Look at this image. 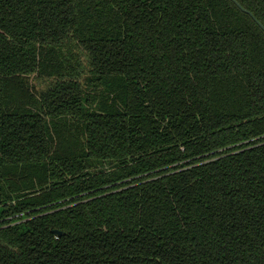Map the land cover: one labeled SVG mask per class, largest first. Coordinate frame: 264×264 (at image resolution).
Returning <instances> with one entry per match:
<instances>
[{"label":"trees","instance_id":"1","mask_svg":"<svg viewBox=\"0 0 264 264\" xmlns=\"http://www.w3.org/2000/svg\"><path fill=\"white\" fill-rule=\"evenodd\" d=\"M254 16L0 0V264H264Z\"/></svg>","mask_w":264,"mask_h":264},{"label":"water","instance_id":"2","mask_svg":"<svg viewBox=\"0 0 264 264\" xmlns=\"http://www.w3.org/2000/svg\"><path fill=\"white\" fill-rule=\"evenodd\" d=\"M236 1V3L244 10V11H247L248 13H250L251 15H253L254 16V14L252 13V11H250V10H248V9H246L245 7H243L242 5H241V3L240 2H238L237 0H235ZM255 17V16H254ZM255 19L258 21V23L264 28V24L258 19V18H256L255 17ZM54 232L56 233V234H58V235H60V234H62L63 233V230H60V229H57V228H55L54 229Z\"/></svg>","mask_w":264,"mask_h":264}]
</instances>
